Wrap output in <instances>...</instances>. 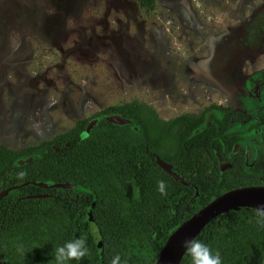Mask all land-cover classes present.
I'll list each match as a JSON object with an SVG mask.
<instances>
[{"label": "trees", "instance_id": "trees-1", "mask_svg": "<svg viewBox=\"0 0 264 264\" xmlns=\"http://www.w3.org/2000/svg\"><path fill=\"white\" fill-rule=\"evenodd\" d=\"M135 1L145 11L155 9V0ZM111 115L129 123L113 124L107 121ZM91 119L98 121L81 140ZM197 119L183 115L166 122L134 101L105 108L38 145L20 151L0 147V191L25 182L90 190L29 184L2 198L0 256L5 264H57L55 249L80 238L86 240L88 254L66 264H112L117 255L120 264H155L182 222L217 196L247 185L218 173L216 147L203 143L204 130L194 134ZM155 156L170 163L186 185L160 169ZM28 158L31 162L17 165ZM160 181L166 195L158 189ZM39 194L46 197L26 198ZM259 221L254 209L230 210L197 239L218 252L222 264H264V223ZM180 264H192L191 256L185 254Z\"/></svg>", "mask_w": 264, "mask_h": 264}, {"label": "rangeland", "instance_id": "rangeland-1", "mask_svg": "<svg viewBox=\"0 0 264 264\" xmlns=\"http://www.w3.org/2000/svg\"><path fill=\"white\" fill-rule=\"evenodd\" d=\"M252 23L264 30V0H155L153 11L135 0H0V147L38 145L134 101L164 121L193 113L202 93L231 88L209 69H227L235 45L224 36L241 42Z\"/></svg>", "mask_w": 264, "mask_h": 264}, {"label": "flooded vegetation", "instance_id": "flooded-vegetation-1", "mask_svg": "<svg viewBox=\"0 0 264 264\" xmlns=\"http://www.w3.org/2000/svg\"><path fill=\"white\" fill-rule=\"evenodd\" d=\"M251 27L253 23L246 26V34L241 42L238 41L236 30H231L228 36H224L235 45L234 51L229 54L231 60L222 63L228 71L222 70V67L216 69L217 66L209 69L211 74L222 75L224 72L225 78H230L231 88H213L207 82L215 91L214 96L203 100V93L200 91L202 94L199 95L198 103L193 106L195 108L192 107L193 113L188 111L171 119L183 115L198 118L195 121L197 128L194 134L204 130L203 143H211L212 147H216L214 153L218 173H229L237 181H245L247 185L242 187L263 186L261 181L264 180V30ZM261 32L262 37L258 40ZM243 51L250 52L256 59L241 57ZM233 67H236L234 74ZM256 67L242 81L239 80L245 70ZM204 74L197 73L196 76L200 78ZM201 82L206 87V82ZM192 98L193 94L190 100Z\"/></svg>", "mask_w": 264, "mask_h": 264}, {"label": "water", "instance_id": "water-1", "mask_svg": "<svg viewBox=\"0 0 264 264\" xmlns=\"http://www.w3.org/2000/svg\"><path fill=\"white\" fill-rule=\"evenodd\" d=\"M107 121L116 124L124 125L128 124L129 120L121 118L119 115H111L107 118ZM96 120H91L85 127V130L80 135V139H85L90 130L96 124ZM68 145V144H67ZM56 151L59 149L55 148ZM31 158L26 160L17 161V165H24L31 162ZM156 164L160 169H162L167 175L172 177L174 180L179 181L183 185H186L183 178L178 176L175 172L172 171V166L170 163H166L158 156H155ZM29 184L38 186L41 188H55V189H76L80 191L90 192L89 189H86L80 185L68 184V183H57L50 186L43 183H22L20 185H14L0 191V200L6 197L9 192L18 190L22 187H26ZM197 194V193H196ZM45 194L27 196L26 198H44ZM261 205H264V186H246L235 188L229 190L213 200L207 203L200 210L195 212L190 218L182 222L167 238L161 251L159 252L158 258L155 264H180L186 250L184 248V241L197 238L201 231L214 219L218 218L220 215L227 213L230 210L237 208H250L257 210ZM93 208V204L89 208L88 221L92 222V215L90 211ZM102 245L99 242L98 248L101 249Z\"/></svg>", "mask_w": 264, "mask_h": 264}, {"label": "clouds", "instance_id": "clouds-1", "mask_svg": "<svg viewBox=\"0 0 264 264\" xmlns=\"http://www.w3.org/2000/svg\"><path fill=\"white\" fill-rule=\"evenodd\" d=\"M23 177V173L21 174ZM158 189L162 195H166V185L163 181L158 184ZM261 223H264V205L256 210ZM186 254L191 256L192 264H222L220 254H213L212 249L197 238L184 241ZM88 254L86 240L84 238L75 239L65 243L63 246L55 249V259L57 264H66L67 261L82 260ZM112 264H120V256L117 255Z\"/></svg>", "mask_w": 264, "mask_h": 264}]
</instances>
